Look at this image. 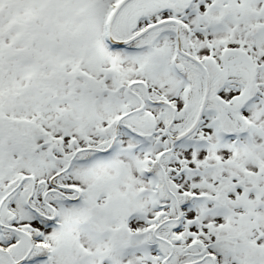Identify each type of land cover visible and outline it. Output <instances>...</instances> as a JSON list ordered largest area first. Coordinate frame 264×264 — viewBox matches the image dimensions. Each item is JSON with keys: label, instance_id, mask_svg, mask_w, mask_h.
I'll list each match as a JSON object with an SVG mask.
<instances>
[{"label": "rangeland", "instance_id": "obj_1", "mask_svg": "<svg viewBox=\"0 0 264 264\" xmlns=\"http://www.w3.org/2000/svg\"><path fill=\"white\" fill-rule=\"evenodd\" d=\"M86 3V0H77L75 4L69 3L68 0H59L57 4L50 6V12L45 14H49V19L52 22L57 21L62 28L46 30L38 24L36 32H33L34 41L27 45L30 54L25 49L17 54L13 52L26 48V41L9 48L3 47L4 43L0 44V113L10 118L11 129L13 127L25 132L30 130L36 136L33 141L39 145V159L34 163L30 161L29 154L23 157L13 154V159L4 157L7 159L0 162L3 168L11 163V160L20 159L25 164L18 163L19 168L16 171L22 170L28 178L22 182L18 192L3 203L6 197L0 204V222L6 229L4 236L8 237L7 241L10 242L7 246L0 238V251H8L17 263H21L28 257L30 250L38 254L40 246L33 245L43 242L45 247L51 248L54 257L52 259L56 264H159L153 258L146 257L142 247L143 239L139 238V234L147 233L151 229L149 224L155 223L154 219L161 213L159 224L163 223L155 224L154 229L159 225L155 232L160 237H165L164 241L162 240V248L170 249L172 254H178V251H174L179 250L180 253L184 252V255L194 257L200 252L199 247L202 245L215 257L218 264H244L249 258L257 260L258 263L255 264H264L262 248L255 250L239 247L232 252L224 248L225 241L218 238L226 233L234 235L237 224L250 237L260 235L255 230L253 220L242 212L245 207H239L248 200L235 191L231 182L222 181L220 175L222 173L230 176L229 171H236V168L227 165L228 160H242L248 163L253 158L254 162H263V168L257 166V169L259 184L264 186V103L243 113L244 116L254 119L258 129L254 136V146L257 148V151L253 150L254 156L250 150H238L240 146H233L235 143L232 139L221 144L215 130L219 127L215 118L222 121L220 127L224 128L227 134H233L240 125L238 113L226 103L234 106L235 102L232 101L244 96L240 95V85L251 83L253 67L242 51L245 50L259 65V79L264 81V29H261L262 24L264 25V0H196L195 5L191 6V11L196 7L200 8L199 14L191 12V16L186 20L192 40L196 43L193 50L195 58L205 63L211 85L216 86L212 87L208 95V104L205 105L208 107L203 112L198 129L194 131L196 139L208 138V148H192L184 142L170 149L168 144L162 147V142L154 151L140 154L131 151L134 145L132 142L123 141L122 147L113 151L107 159L91 165L72 164V157L83 158L85 153H91L86 152V149L99 146L101 140L94 126L105 127L120 113L124 101L122 91L113 86L115 79L112 70L116 71L122 82L133 79L143 81L151 98L168 101L176 109L174 119L170 113L167 122L162 106L151 108L148 105L144 107V104L139 107V102L133 106L136 108L135 112L146 109L151 116H156L162 125V131H165L167 124H171L168 131L171 136L185 132L195 124L206 93V79L198 68L193 67L192 73L197 81L192 90L195 100L188 109H183V94L186 88L167 71L174 38L163 39L157 45V51L154 52L157 61L147 58L145 68V59H142L145 54L137 57L108 52V47L101 38L102 27L104 23L107 24L101 20L106 6L102 9L88 8ZM210 4H218L220 9L207 11L206 8ZM73 7L85 16L77 19L75 26L66 27L64 25L69 21ZM168 7L166 0L126 2L113 20L114 37L120 39L119 41L130 40L150 26L153 28L135 41L141 42L137 47L153 42L159 30L156 25L160 21L169 17L177 21L179 18L176 13L181 11L177 9L175 12H167ZM183 10L185 8H182ZM36 11L44 14L47 10L36 8ZM10 13L11 15L0 13V33L4 35V38L1 36L0 39H4L6 45L15 43L17 38L18 32L10 28L15 16L23 21L28 18V13L17 7L11 8ZM200 15L202 17H199ZM180 18L183 17L180 15ZM254 27L259 28L256 36H252ZM201 29L206 33H202ZM231 32L233 35L229 34ZM51 35L54 36L53 41L49 40ZM225 42L230 44L225 45ZM32 54L41 58L38 59L40 64L33 59ZM28 55L32 62L26 59L20 64L19 62ZM66 62L75 66L80 77L84 78L86 75L94 89L90 91L88 86L82 85L78 89L80 95L74 101L67 98L70 97L69 89L61 88L62 82L67 86L69 79L66 81L65 74L63 79L55 77L61 68L64 72H74ZM196 64L198 65L197 62ZM27 71L40 81L39 85L26 82ZM45 79L59 82L53 94L47 93V88L41 87V81ZM78 82L81 83L76 79V83ZM109 88L116 90L113 100L106 92ZM138 88L139 86H135L133 89ZM218 89H221L222 93L214 94V90ZM100 91L103 96L99 94ZM53 96H56L55 100ZM209 107L217 112L222 111V114H210ZM80 112L82 115L79 118L82 120L79 121L84 125L77 120ZM134 113L128 118L125 117L122 122L146 133L153 127L157 129L159 121L154 122L151 116L147 115V123L142 126V121H139ZM26 122H30V125ZM59 128H63L65 137L62 141L55 140L53 153L56 158L53 159L48 147L43 148L42 143L50 140L51 134L57 133ZM156 137L162 141L164 134L158 133ZM170 141L171 139L168 143ZM255 154L257 158H254ZM149 158L154 162L150 169L156 170L160 176H165L166 180L158 206L153 204V196L150 193L152 184L142 171L144 161ZM218 159L226 162L225 173L221 170H206L207 164L208 167L217 165ZM157 168L160 169L157 171ZM17 176L15 173L13 178ZM13 180H4V187L11 185ZM215 193L238 204V207L231 206L235 211L233 218H226L218 211L210 213L209 209L214 208V205L198 204L196 201L194 207L184 208L180 214L179 208H182V203L188 196L200 197ZM241 198L244 200H239ZM70 201H79L76 203L79 205L76 206ZM241 214L246 216L241 217L238 222L237 217ZM38 216L49 219L46 221L57 217V227H43L38 221ZM180 219L184 221L181 222ZM172 230L173 234L166 235V232ZM114 239H117V245H114ZM176 239H180V242L173 243ZM154 241V234L149 232L148 243ZM260 243L264 244V240ZM169 263L171 264V260ZM0 264H8L1 255Z\"/></svg>", "mask_w": 264, "mask_h": 264}, {"label": "flooded vegetation", "instance_id": "obj_2", "mask_svg": "<svg viewBox=\"0 0 264 264\" xmlns=\"http://www.w3.org/2000/svg\"><path fill=\"white\" fill-rule=\"evenodd\" d=\"M180 1H183V0H180ZM186 14L188 15L187 17H190L191 11L187 10ZM180 15L183 17L181 13L177 14L178 17H180ZM187 17H185L184 19L180 18L181 20H177V21H181L182 26L179 27L180 29H178L177 26L172 22V21L175 22L176 21L175 19L169 17V18L162 20V21H168L167 23L168 25H165V26L162 25L159 27V30L156 36L157 38H155V40L151 43H143V45H140L139 47H137L138 43H141V42H135L132 46L130 45L126 48H117V49L120 53L124 55H129V52L131 50L139 51L137 53L133 52L135 53V56L137 55L140 56V55L145 54V56H142V59H145L144 66L146 68L147 54L151 56L153 60L157 61V59L155 58V54H154V52L157 51V45L161 43L163 39L174 38V41L172 42V47H171V54L169 57V70L167 71L168 73H171L172 76L176 77L178 81L183 80L185 82H191L190 90H193L195 87V82H197L192 73L193 67L198 68L201 72H202V69L195 62L188 59L186 56H184L182 53L178 51V48L180 45L181 49L185 51L186 53L191 54L194 57L196 55L195 51H193L196 43L194 44V41L192 40L191 31H188L190 30V27H186L185 25ZM178 34H180V39L178 38ZM115 40L120 42L119 41L120 39H118L116 36H115ZM147 50H150V52L148 53ZM203 64L205 65V63ZM260 76L261 75L259 74L255 78L252 77L250 85L241 84L240 85V95L244 94V96H239L235 98L232 101V102H235L234 106L230 105L231 103H229L230 107L234 108L237 113L239 112L237 119L240 120V125L236 129H240L245 123L248 126H253V131L249 134L247 133V135H249V138H243L237 141L234 140L235 144L233 146L239 145L240 147L238 148V150H241V151L250 150V152H252V156H254L253 150L257 151V148L254 146V136L258 129L256 128L255 123L253 122L254 119H252L250 116L249 117L244 116L243 113L247 112L248 110L250 111V109H253V107L257 106L259 98L257 96L254 97V93L264 92V89H262L264 87V81L259 79ZM130 81H131L130 84L132 86V91L129 93L131 94V96L126 94L125 98H123L124 105L122 106V108H120V110L121 109L126 110V112L117 118L118 123H116V127L114 131L112 130V127H111V123L113 119H111L110 122H108L105 127L99 128L97 126H94L96 127L95 132L97 135H99V138L101 140L100 144H104L107 146H114L116 144L120 146V145H123V141H127L130 143L132 142L134 144L133 146L139 149L144 145H152L153 147H158L162 145V142H164L163 144H165L168 139L170 140V137L168 136V134L162 131V125L159 119L154 115L151 116V113H149L146 109L135 112L136 108H133L135 103H138V102L141 103L139 104L140 105L139 107H141L144 104H145L144 107H146L147 105L148 94L146 91V87L143 84V81L136 80V79H133ZM135 86H139V88L134 90L133 88ZM194 100H195V97L192 94V92L184 93L183 94V107H184L183 109H188L194 103ZM157 101H159L161 105L163 106L162 107L164 110L163 112L164 114H166L167 117L170 116V113L172 115L174 108L172 107L170 103H168V101H165L162 99H158ZM163 101L165 102L164 104H162ZM151 102L153 103V101ZM262 103H264V101H262ZM133 113L136 115V118L139 121H142V126L146 125L147 123L146 119L149 118L148 116H151V118L153 119L152 121L154 122L159 121L157 123V129L153 127L149 133H146L145 131L138 130L132 127L131 125H128L122 122V120L125 117L128 118ZM242 115L243 117H241ZM158 133H161L162 135L164 134V138L161 137L163 139L162 141L160 138L156 137ZM244 139L246 141H244ZM250 146H251V149H249ZM97 149L102 150L100 148H97ZM254 158H257L256 154ZM261 162H259L258 160L254 162L253 158L248 163L243 162L242 160L236 161L235 159L228 160L227 162V165L233 166L234 168H236V171L228 172L230 176L237 177L235 180L231 182L235 187V191L237 193L239 192L242 197H245L248 200V202L245 200V203L243 204V206L240 205L239 207L240 208L245 207V209H243L242 212H245L248 218L253 220L254 224L256 225L255 230H257V232H259L260 234V235L250 237L247 235L246 232L241 230V227H239V225L237 224V229L235 230L236 233L234 235L229 234V233H226L224 235L225 237H230V238L232 237L235 239L236 241L235 244L233 243L229 244L230 247L234 245L235 250H237L239 247H244L245 249L251 248L255 250H260L262 248L261 250L264 252V244L260 243L264 240V232H262V230H264V186L259 184V181H258L259 173L257 169V166H259V164L263 165L262 164L263 162L262 163ZM224 165L225 163L217 164V168L221 170L223 173L226 172V168L224 167ZM249 166H252V167L249 168ZM230 176H228V174L223 175L221 173L220 179H224L225 181H227V179ZM239 200H244V199L241 198ZM243 216H246V215L241 214L240 217H237L238 222ZM256 246H258V249H256ZM224 248L228 249V246L225 245ZM255 263H258V261L254 260V258H249L244 264H255Z\"/></svg>", "mask_w": 264, "mask_h": 264}, {"label": "trees", "instance_id": "obj_3", "mask_svg": "<svg viewBox=\"0 0 264 264\" xmlns=\"http://www.w3.org/2000/svg\"><path fill=\"white\" fill-rule=\"evenodd\" d=\"M28 1V3H27ZM59 0H0V13H6L7 15H11L10 13V9L13 7H17L20 10L26 11L28 13V18L26 21H23L22 19L18 18V16H15L14 18V22L13 24H11L10 28L13 29L14 31L18 32L17 33V38L15 39V43L6 45V43L4 42V39H0V44L4 43L3 47L9 48V47H13V45L16 43H21L23 41H26V46L28 44H30L32 41H34V36L35 33L33 35V32H36V29L38 27V24L40 26V28H44L46 30H53V29H61L62 25L59 24L57 21L52 22L49 19V14H45L50 12L49 11V7L52 6L53 4H57ZM69 3L71 4H75L77 2V0H68ZM85 1V0H84ZM86 5L88 6V8L91 7H100L102 9L103 6H106V8L104 9V13L103 15H107L110 11V6L111 5H117L120 3V0H86ZM170 6L172 7H178L179 2L178 0H168ZM36 8H40L42 11L43 10H47L46 12H44V14H40L39 12L36 11ZM71 17H69V21H67L65 23L64 26L66 27H70V26H75L74 22H76V20L80 19L83 15L85 16V14H81V11H77L74 10L75 7L71 8ZM74 10V12H73ZM45 16H47V19H45ZM45 19V21H44ZM44 21L42 24L40 23V21ZM87 22L85 21L84 24H86ZM75 28V27H74ZM53 33V32H52ZM51 33V34H52ZM6 34H8L6 32ZM4 38V35L0 33V37ZM50 41L54 40V36H50L49 38ZM14 45V46H15ZM26 50L29 54L30 52L28 50H30V48L27 46L26 48H19L17 50H13V52L15 54H17V52H20L22 50ZM24 50V51H25ZM33 55V54H32ZM30 55H28L26 58H24L23 60H21L19 63L22 64L24 62V60L28 59V61L32 62V58L29 57ZM33 59L35 61H37L38 64H40V61L38 59L41 60V58L37 55H33ZM68 63V62H66ZM69 67L72 68L74 70L73 73L70 72H64V70L61 68L59 69V72L55 74V77H58L60 79H63L64 74H65V79L66 81L69 79V82L66 84H64L62 82V87L63 89H69V96L67 97L68 99H72L73 101L75 99L78 98V96L80 95V92L78 91V89H80L83 86L87 87L88 86V90L92 91L94 90L93 87L91 86V80L88 79V77L82 78L80 77V74L76 72L75 66H73V64L68 63ZM1 67V64H0ZM26 77L25 80L26 82H32L33 84H37L39 85V80L35 79L33 74L30 71L26 72ZM76 79L80 80L81 83H76ZM52 79H45L41 81V87H45L47 88V93L53 94L52 92L55 91V89L58 87L59 82L57 81V83L55 82V80L52 82ZM87 90V91H88ZM56 96H53L52 98L55 100ZM1 105V102H0ZM23 124H25L23 122ZM26 124L30 125V122H26ZM11 122H10V118H8L6 116V114H2L0 113V162L4 161L7 158L4 157H11V159H13L14 156H12L13 154L17 153L19 157H22L23 155L26 154H30V155H34V153L36 152L35 147H36V141H33V137L36 138V136L34 134H32L30 132V130H28V132L25 131H20L18 129H14L12 127V129L10 128ZM28 125V126H29ZM12 126V125H11ZM63 132V133H60ZM57 133H60V135H57ZM57 133H54V135H56V137L51 134L50 136V140H48L49 145L51 146V149L53 150L56 146L55 140H60L62 141L63 138L65 137V131L63 130V128H59V130H57ZM30 141V142H29ZM16 145V146H15ZM18 149H17V148ZM90 157H87L86 160H84V162H86L87 164H90V162L94 161L95 159L98 160V156L93 155L92 153H89ZM33 162V160H31ZM23 164H25V162H22ZM31 163V162H30ZM19 166L18 162L14 160H11V163H9L8 165H5L3 168L0 166V202L1 200L8 194L10 193L13 188H15L17 186V184L19 183L20 179L22 177H25L24 174L19 170V176L18 179L15 180L11 185L4 187V180L9 179L10 177H12L16 172L17 167ZM30 166V164H29ZM17 173V174H18ZM18 192V191H17ZM16 193V192H15ZM218 199V211L220 210V196L217 197ZM190 200V201H187ZM193 199L188 196V199H186L185 201H183V204L186 206L189 204V202H191ZM49 219L46 218H42L40 219V222L42 223V226H44L45 228H52V227H56L54 226V223L57 222V219H54V221L50 220V221H46ZM173 231H169L166 232V235H168L169 233L173 234ZM4 227L0 226V235L3 237V244L7 245L10 242L7 241L8 237H5L4 235H2L1 233H4ZM162 235V234H161ZM157 237H160L159 234H157ZM162 238V237H160ZM165 238V237H164ZM162 238V239H164ZM220 238V241H225L222 236L218 237ZM162 242V241H161ZM160 241H157L155 244H148L146 242L145 244V254L146 256L149 254L150 249L153 248H157L156 249V256H152L153 259L157 262H160L161 260H165L167 259L170 255H171V250H164L162 248L163 244ZM117 245V244H116ZM178 254H172L171 255V264H189V263H194L196 262L199 258L196 257H191L189 255H184V252L180 253L179 250H175L174 252ZM2 256V255H1ZM4 257V256H2ZM53 252L51 250V248H45L42 247V249L40 250V253L36 254L35 251H31V253L28 255V258L26 259L24 264H54L53 262ZM5 260H7L8 264H12L10 261H8V259L6 257H4ZM169 260V262H170ZM211 264L210 261H204L203 263L200 264Z\"/></svg>", "mask_w": 264, "mask_h": 264}, {"label": "water", "instance_id": "obj_4", "mask_svg": "<svg viewBox=\"0 0 264 264\" xmlns=\"http://www.w3.org/2000/svg\"><path fill=\"white\" fill-rule=\"evenodd\" d=\"M128 1H130V0H124L119 6H118V8H117V10H116V12L114 13V15L112 16V19H111V21H110V24H109V29L111 28V25H112V21H113V19H114V17L116 16V14L118 13V11L120 10V8L126 3V2H128ZM161 25V24H160ZM156 26H159V25H156ZM153 27H150V28H148L147 30H145L144 32H142V33H140L139 35H137L136 37H134V38H132V39H130V40H128V41H126V42H124V43H120L121 45H127V44H130L131 42H133V41H135L136 39H138V38H140L141 36H143L146 32H148L149 30H151ZM258 32V28H254L253 29V35H255L256 33ZM190 57V56H189ZM191 59H193L195 62H197L199 65H201L202 66V64L200 63V62H198L197 60H195L194 58H192V57H190ZM207 87H206V93H205V96H204V101H203V105H202V109H201V111H200V114H199V117L201 116V113H202V110H203V107H204V105H205V102H206V99H207V96H208V94H209V90H210V82H209V78H208V75H207V85H206ZM199 117H198V119H199ZM195 128V127H194ZM192 130H194V129H192ZM190 132H192V131H190ZM190 132H188L184 137H182V138H185L186 136H188L189 134H190ZM181 138V139H182ZM179 140V139H178ZM175 141V140H174ZM177 141V140H176ZM180 239H177L176 240V242H178ZM205 250H203L202 252H201V254L200 255H204L205 254ZM5 255H7V256H9V254L8 253H5V252H3ZM213 261H214V259H213Z\"/></svg>", "mask_w": 264, "mask_h": 264}]
</instances>
